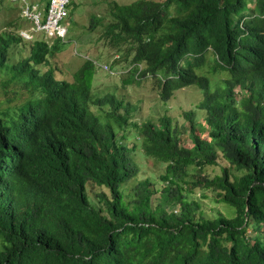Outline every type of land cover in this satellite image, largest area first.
<instances>
[{
    "label": "trees",
    "instance_id": "16d2710c",
    "mask_svg": "<svg viewBox=\"0 0 264 264\" xmlns=\"http://www.w3.org/2000/svg\"><path fill=\"white\" fill-rule=\"evenodd\" d=\"M98 25L124 82L154 80L161 102L193 86L203 119L136 120L94 92L91 60L71 80L40 70L59 39L1 33L0 264H264V0H107ZM136 155L163 165L157 180Z\"/></svg>",
    "mask_w": 264,
    "mask_h": 264
},
{
    "label": "rangeland",
    "instance_id": "374dc122",
    "mask_svg": "<svg viewBox=\"0 0 264 264\" xmlns=\"http://www.w3.org/2000/svg\"><path fill=\"white\" fill-rule=\"evenodd\" d=\"M34 1L40 4V8L44 7L45 0H27ZM107 0H70L68 13L64 20V25L67 29L64 38L59 39L60 51L54 55V58H49L48 63L39 66L41 71L51 69L57 79L71 80L73 73L86 60H91L93 63L92 88L99 95L105 92H112L116 96H121L140 107L136 112V120L158 119L166 114L171 118V122L176 125L179 130L188 128L189 121L183 116L186 111L194 110L196 120L202 121L204 112L196 108V105L202 97V93L193 86L184 87L174 92L172 97L161 102L158 97L154 80L148 78L142 79L138 84L135 82H124L129 73V59H125L121 54L114 49L108 47L100 38L101 26L98 25L94 30L88 28L89 19L92 14L102 16L105 13V3ZM120 4H127L134 0H115ZM250 6L252 3L249 4ZM21 0H0V34L5 32H15L18 35L19 30H30L33 34V40H45L48 43L56 41V39H46L43 32H31L32 23L21 16ZM32 41V40H31ZM29 44L30 41H24ZM13 48V47H12ZM20 52L23 57L24 53L21 48H13ZM16 52L14 57L19 56ZM118 54V58L113 60ZM107 64L111 73L103 70L100 65ZM213 77V76H212ZM238 91V87H235ZM187 130L182 133L185 139L183 144L190 145L187 138ZM136 161L141 164L140 169L143 176L151 175L152 181L157 180L158 174L163 171V165L156 163L151 158H144L136 155ZM227 165L219 156L217 164L207 165L202 168L203 174L213 176L219 174L221 167ZM98 190L97 187L87 184V192L91 201L95 202L94 193ZM201 193L196 192L195 198L205 207H214L211 201L212 193L207 192V198H201ZM226 208H221L223 211Z\"/></svg>",
    "mask_w": 264,
    "mask_h": 264
},
{
    "label": "built area",
    "instance_id": "2783aa9c",
    "mask_svg": "<svg viewBox=\"0 0 264 264\" xmlns=\"http://www.w3.org/2000/svg\"><path fill=\"white\" fill-rule=\"evenodd\" d=\"M69 0H48L47 7L42 12L38 5L22 0V15L32 23V31L43 32L46 38H64L67 29L63 24L67 16ZM19 34L24 39H31L33 35L27 30H20ZM108 69L107 65H101Z\"/></svg>",
    "mask_w": 264,
    "mask_h": 264
},
{
    "label": "clouds",
    "instance_id": "9594fccd",
    "mask_svg": "<svg viewBox=\"0 0 264 264\" xmlns=\"http://www.w3.org/2000/svg\"><path fill=\"white\" fill-rule=\"evenodd\" d=\"M14 1V0H13ZM22 1V0H21ZM25 1H27V0H25ZM28 2H32V3H35V4H37L38 5V8L42 11V12H44V10L46 9V7H47V3H48V0H45V2H44V7L43 8H40V4L39 3H37V2H34V1H28ZM69 4H70V0H69V2H68V4H67V10H68V7H69ZM21 11H22V6H21ZM21 16L23 17V18H25L23 15H22V13H21ZM63 24H64V22H63ZM20 31V30H19ZM19 31H17L18 32V34H19ZM28 32H30V30H27ZM31 32H36V31H32L31 30ZM38 32V31H37ZM32 34V33H31ZM33 35V34H32ZM19 36H20V34H19ZM45 36V35H44ZM21 37V36H20ZM65 37V36H64ZM46 38V37H45ZM24 39V38H23ZM46 39H49V40H52V39H61V38H46ZM24 40H27V39H24ZM30 40H33V37L31 38V39H28L27 41H30ZM114 56H116L115 58H113V60H115V59H117L118 58V54H115ZM92 63H95V62H93L92 61ZM102 65H104V64H102ZM105 65H107V64H105ZM100 67H101V65H100ZM107 67H108V69H105V70H107L108 72H112L110 69H109V66L107 65ZM103 70H104V68L103 67H101Z\"/></svg>",
    "mask_w": 264,
    "mask_h": 264
}]
</instances>
